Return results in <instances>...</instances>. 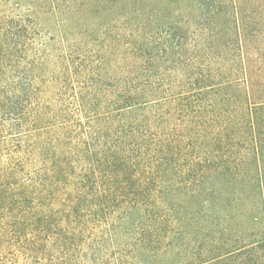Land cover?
I'll return each mask as SVG.
<instances>
[{"label":"trees","instance_id":"obj_1","mask_svg":"<svg viewBox=\"0 0 264 264\" xmlns=\"http://www.w3.org/2000/svg\"><path fill=\"white\" fill-rule=\"evenodd\" d=\"M196 12L118 66L0 15V264H264V5Z\"/></svg>","mask_w":264,"mask_h":264},{"label":"rangeland","instance_id":"obj_2","mask_svg":"<svg viewBox=\"0 0 264 264\" xmlns=\"http://www.w3.org/2000/svg\"><path fill=\"white\" fill-rule=\"evenodd\" d=\"M233 1L264 5V0H58L56 5L59 3L61 8L68 9L61 11L60 7L54 10L48 0H36L34 4L32 0H1L0 15L31 18L37 34L57 38L51 51L54 56L60 55L58 39L66 34L75 60L83 55L91 62L100 56L118 66L123 49L138 32L137 22L150 24L154 20L189 18L199 14L196 12L199 5H219L222 8L218 15L219 28L231 33ZM70 4L74 5L71 10ZM258 227L264 232V222Z\"/></svg>","mask_w":264,"mask_h":264}]
</instances>
